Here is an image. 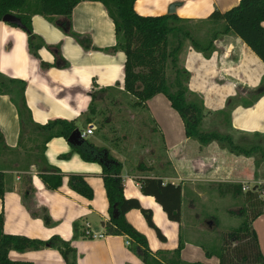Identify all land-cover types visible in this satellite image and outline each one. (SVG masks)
Listing matches in <instances>:
<instances>
[{
  "label": "crops",
  "instance_id": "1",
  "mask_svg": "<svg viewBox=\"0 0 264 264\" xmlns=\"http://www.w3.org/2000/svg\"><path fill=\"white\" fill-rule=\"evenodd\" d=\"M173 1L178 2L174 13L179 17L210 25L208 15L213 10L224 11L239 0H135L134 9L142 15L165 14ZM31 22L33 32L44 41L39 57L28 50V34L23 27L0 19V72L26 82L24 95L34 122L42 124L61 117L75 119L77 126L84 122V128L92 124L93 132L84 139L106 147L121 161L124 196L136 197L142 207L150 209L154 225L164 236L148 224L140 209L126 211V219L146 236L151 253L162 261V255L181 242L180 257L184 261L219 264L217 255L205 253V246L216 236L214 228L210 231L202 225L216 226L218 215L214 211L218 205L226 201L231 206L242 195L221 193L219 183L240 182L253 184L254 188L264 182V176L257 170L250 174L245 167L248 158L230 152L215 140L205 145L191 141L185 135L182 118L165 94L156 93L141 105L133 103L135 97L123 88L124 52L105 50L116 43V35L113 21L100 1H79L69 20L64 15L47 19L34 13ZM63 22L66 24L62 26ZM180 57L190 72L189 88L203 99L206 113L202 124L210 118L211 124L230 128L248 140L258 137L264 147V92L251 105H244L242 99L233 102L229 122L218 112L229 96L239 94L247 99L260 84L264 62L254 51L227 31L214 38L208 56L187 44ZM90 102L94 112L88 110ZM96 114L103 116L100 129L110 123L114 126L112 140L108 141L103 133L95 135L92 119ZM87 116L90 122L85 121ZM0 132L6 144L0 151V169L6 173L5 190L0 196L4 232L41 239L59 235L76 249V264L141 263L125 235L105 231L108 200L99 160L83 158L63 136L49 138L43 148L45 158L63 177L57 188H48L32 160L26 158V152L33 150L41 137L36 133L35 137L28 133L20 136L17 109L2 93ZM70 173L83 174L93 190L91 198L68 186ZM146 176L180 184L179 221L168 218L152 194L142 192L141 179ZM44 209L51 217L49 224L42 218ZM75 222L84 233L75 235ZM251 224L264 255V213ZM8 257L33 264H67L54 247L10 249Z\"/></svg>",
  "mask_w": 264,
  "mask_h": 264
},
{
  "label": "trees",
  "instance_id": "2",
  "mask_svg": "<svg viewBox=\"0 0 264 264\" xmlns=\"http://www.w3.org/2000/svg\"><path fill=\"white\" fill-rule=\"evenodd\" d=\"M81 0H0V19L6 13L18 16L28 34V50L39 57L38 50L44 44L43 39L33 32L31 16L41 14L47 19L54 15H64L69 20L73 7ZM100 1L113 21L116 43L105 50L124 52L123 88L135 97L134 104H143L156 93H163L171 106L179 113L184 122L185 135L196 139L200 144L213 140L220 142L229 150L237 153L251 154L250 150L264 147L252 143L249 148L236 141L229 132L215 129H205L202 121L206 113L202 97L193 92L189 86V70L181 63V52L186 43L197 51L208 56L213 47V40L219 33L231 31L239 36L264 62V0H239L237 4L220 11L213 10L208 18L214 28L206 38L196 35L187 24L188 19L179 17L176 13L158 15H142L135 11V0H96ZM221 22V26L215 25ZM11 23V22H8ZM14 24V23H11ZM66 23L63 22L62 26ZM75 36L77 33L70 30ZM26 82L23 79L12 78L0 72V93L7 94L17 109L20 124V136L26 129L36 132L41 139L34 143L35 148L26 152V158L31 159L38 170L42 182L55 189L62 183V172L47 162L43 148L45 142L53 136L67 138L78 126L75 119L56 117L45 123H36L32 119L24 95ZM264 92V77L260 84L250 93L249 98L239 94L229 96L224 108L218 112L229 122L230 107L237 99H242L244 105H251ZM241 96V97H240ZM240 97V98H238ZM88 110L94 112L92 102ZM220 116V115H219ZM90 122V117L85 118ZM242 138H246L242 136ZM250 142L253 139L249 140ZM0 132V151L5 148ZM85 159L99 160L102 164L101 176L108 200L109 218L104 223L105 231L110 234H122L129 239L131 246L141 258L140 264H204L202 261L188 262L180 257L181 242L167 255H162V261L151 253L146 236L136 229L125 217L126 211L138 208L143 213L148 224L154 227L160 237H164L154 225L150 209L142 207L136 197H126L123 193L120 174L121 161L113 156L106 147L97 146L88 139H83L79 145H72ZM6 173L0 169V196L5 190ZM68 186L86 198H91L93 190L83 174L70 173ZM264 182H259L254 189L242 190L240 182L219 183L218 191L241 195L242 216L239 224L229 227L221 236H215L205 246L207 255L215 254L219 264H264V255L260 251L257 235L252 227V220L264 213ZM143 193L152 194L162 205L168 218L180 220L181 187L171 182L163 183L159 177L146 176L141 179ZM118 214L113 216V211ZM43 220L49 224L51 217L46 209L42 212ZM78 222L74 223V233L79 231ZM74 235V236H75ZM43 247L57 248L67 264H76V249L70 241L52 235L48 239L12 234L3 230V215L0 213V264H33L26 260H13L8 257L10 249L35 250Z\"/></svg>",
  "mask_w": 264,
  "mask_h": 264
},
{
  "label": "rangeland",
  "instance_id": "3",
  "mask_svg": "<svg viewBox=\"0 0 264 264\" xmlns=\"http://www.w3.org/2000/svg\"><path fill=\"white\" fill-rule=\"evenodd\" d=\"M187 24L191 28V31L193 33H196V35L201 36V38H206L207 34H210L214 28H218V27H215L212 23L210 25H208V22H204V21L203 22H194V21L189 22L188 21ZM216 25L221 26V22L216 23ZM185 41H186V43L184 46H186L189 43V41L187 39ZM89 116L91 117V115H89ZM92 120H94L95 126H96L95 128L97 129L95 132V135H99L100 133H103V134H105V137L108 141L112 140L114 135L111 134V132L113 131L114 126L110 123L106 128L103 127V129H100V126H101L102 120H103L102 115H100L98 117V114H96L95 119H92ZM84 126H85L84 122L78 123V127L80 129L84 128ZM202 127L205 129H215V130L221 131L223 133L229 132L233 135V138L236 141L241 142L245 148H249L252 143H256L255 145H258V146H261V144H262V141L260 139H258V137L251 138V139H253V141L250 142L248 139L242 138V134H239L238 132H235V131L231 130L230 128H227L223 125L220 126V125L211 124L210 118H208L205 121V124H202ZM27 133H28V135H30V137H35L36 132H33L27 128L26 134ZM87 138L92 139L90 136H88ZM247 138H250V137H247ZM38 141H39V139H38ZM191 141H193L196 144L198 143L197 140L193 139V138H191ZM215 142H217L221 147L228 149L226 146H223L220 142H218L216 140H215ZM202 145H205V144H202ZM229 151L234 153V154L236 153L238 155L243 154L244 157L248 158V165L245 167H246V169H249L250 174L253 171L257 170L259 172V174H262L261 176H264V154H263V152H261L260 149L256 148V149L250 150L251 154H245L242 152L237 153V152L231 151V150H229ZM261 163H262V165L257 168L256 165L261 164ZM244 164H245V162L243 163V165ZM262 195H264V194H262ZM239 200L240 199H238L237 201L234 200L232 203L233 205H231V206H230V204L228 205V203L226 201L221 202L223 204L218 205V207L214 211V212H217V215H218V224L215 223V224H217L215 226V225H213L214 223L213 224L210 223L208 225L203 223L202 227H204V228L208 227V229L210 231L212 230L211 228L213 227L214 228L213 233H215L216 236H218V238H219V236H221L223 231L228 230L229 227H231V226H235V225L239 224V222L242 219V216H240V213L242 212V201L241 200L239 201ZM228 207H230V209H231V211H229V212H228Z\"/></svg>",
  "mask_w": 264,
  "mask_h": 264
},
{
  "label": "water",
  "instance_id": "4",
  "mask_svg": "<svg viewBox=\"0 0 264 264\" xmlns=\"http://www.w3.org/2000/svg\"><path fill=\"white\" fill-rule=\"evenodd\" d=\"M178 2L176 1H173L169 4L168 6V13H172L174 12V8L176 6ZM2 19L4 21H7V22H11V23H14V24H17L21 27H23V24L20 20V18L18 16H16L15 14L13 13H6L3 15ZM84 138L80 137V129L79 128H75L70 134L69 136L67 137V140L72 144V145H79L82 141H83ZM257 186V185H256ZM256 186H254V188H256ZM118 214L117 210H114L113 211V216H116Z\"/></svg>",
  "mask_w": 264,
  "mask_h": 264
},
{
  "label": "built area",
  "instance_id": "5",
  "mask_svg": "<svg viewBox=\"0 0 264 264\" xmlns=\"http://www.w3.org/2000/svg\"><path fill=\"white\" fill-rule=\"evenodd\" d=\"M93 132V125L92 124H88L84 129L80 130V137L85 138L88 134ZM252 184H246L243 183L242 184V190H247V189H252ZM261 194H264V190L261 189ZM128 242V241H127Z\"/></svg>",
  "mask_w": 264,
  "mask_h": 264
}]
</instances>
